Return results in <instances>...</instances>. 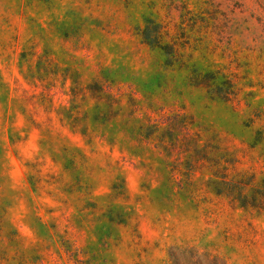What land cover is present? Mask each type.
<instances>
[{
    "label": "rangeland",
    "instance_id": "1",
    "mask_svg": "<svg viewBox=\"0 0 264 264\" xmlns=\"http://www.w3.org/2000/svg\"><path fill=\"white\" fill-rule=\"evenodd\" d=\"M147 18L184 64L143 42ZM175 113L201 149L140 137ZM215 163L264 178V0H0V264H171L173 244L264 264V207L216 194Z\"/></svg>",
    "mask_w": 264,
    "mask_h": 264
},
{
    "label": "trees",
    "instance_id": "2",
    "mask_svg": "<svg viewBox=\"0 0 264 264\" xmlns=\"http://www.w3.org/2000/svg\"><path fill=\"white\" fill-rule=\"evenodd\" d=\"M139 33L144 43L150 47H158L163 51L166 56L165 65L184 64V53L179 51L176 43L162 41L165 31L161 23L152 18H147L144 25L139 29ZM188 81L193 86L204 88L210 97L223 101L234 99L237 94V87L232 78L227 77L218 69L201 71L192 68ZM158 130L161 133V138H158L159 145L166 150L167 156H170L173 148L181 141V139L179 141V134L182 135V140H185V144H183L184 154H187V151L191 149L193 151L201 149L198 142L200 132L193 128V120L187 115L175 113L174 115H165L161 120L155 119L149 122L139 135L142 139H148ZM164 135L168 137V140H164ZM207 156V153L204 156H196L194 162H202L203 159L210 160ZM188 158L193 160V155H189ZM215 164L217 167L212 173L215 176L219 174L220 177L219 179H210L209 183L216 194L225 195L231 203H237L243 208L264 207V178L258 186L251 185V180L248 183L245 182L244 178L233 180L227 177L226 167H219L218 163ZM248 186L250 189H247ZM167 254L171 264H228L227 260L218 253L199 248L193 244H173L168 248Z\"/></svg>",
    "mask_w": 264,
    "mask_h": 264
}]
</instances>
